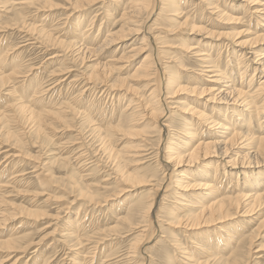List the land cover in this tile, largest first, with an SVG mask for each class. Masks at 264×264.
I'll use <instances>...</instances> for the list:
<instances>
[{
    "label": "rangeland",
    "instance_id": "obj_1",
    "mask_svg": "<svg viewBox=\"0 0 264 264\" xmlns=\"http://www.w3.org/2000/svg\"><path fill=\"white\" fill-rule=\"evenodd\" d=\"M190 1L187 4L182 3L180 0L166 2L168 5L178 8V10L174 14H169L172 13L171 11L165 13L162 19L156 21L157 23H153L156 18L151 21L147 14L145 15V22L142 27L150 26L149 31L152 38L153 36L157 38L146 42L144 39L145 32L143 34L140 30L136 35L119 41L118 46L114 45L111 51L101 52L97 50L94 52L89 50L90 52L83 58L74 50L77 47L71 48L69 46L71 42L81 40L83 31L87 30V33L89 32L92 36L91 39H94L93 42L89 41L86 45L95 49L99 47L107 35L119 33L123 28L125 34H129L130 29H133L134 26H127V24L125 26V22L119 20L125 9L129 8L130 0H97V2L82 11L85 20L79 26L76 25L75 20V16H77V11L73 6L75 0H52L50 7L40 9V11L37 9L40 6L30 9L25 8V10L20 11L19 6L16 7L10 5V3L0 4V74L8 75L16 67L20 73L18 77H15L16 81L14 78L12 83L9 82L6 85L0 83V112L11 115L9 122L4 123L3 121V124L0 122V182L3 184L11 183L8 187L3 188L6 200L5 204L0 205V211H4L7 220L0 218V241L5 242L11 238H22L21 244H19L22 248L14 252L8 251L9 249L4 245L0 246V264H75L74 260L78 253L80 255L79 259H76L78 260L76 261L77 264H182L178 260H184V263H188L184 259L187 253L194 255L195 261L199 260L200 262L198 264H225L223 261L216 260L214 252L226 257L229 250L235 248L237 240H242L244 236L248 240L249 235L254 234V232L259 235H255L256 240L252 243L253 246L247 258V264H264V226L262 228L258 227L260 221L264 219V210L260 209L255 216L244 215L243 211L240 210V214L230 220L219 222L215 219L212 225L197 228L198 231H193L195 230L193 229L188 231L189 234L183 233L182 230H185L183 225L185 224H179L180 221H178L177 215L172 211L166 215L163 211L166 206L172 208L175 200L181 204L191 203L192 210L178 215L184 217V214L196 211L200 206L215 198L230 195L227 191L229 187L231 189L246 190L254 186L253 178H264V166L255 169L233 165L234 160L238 164H242L249 158V156H245L249 151V141L241 139L235 141L226 157L223 155L211 156L209 159L201 161L202 164H198L196 167L190 165L181 167L180 171H184L183 173L191 178L189 181L185 180L191 182L192 188L190 190L177 189V182L179 181L177 176L180 173L176 169L173 172L175 174H173V178L177 180L176 183L162 182L165 169L170 168V163L168 164L165 160L167 158L165 155L170 152L168 142L172 141L173 144L177 145L178 143L182 146L185 145L182 140L184 142L189 141L184 133H178L181 141L176 139V135L174 136L177 130L184 128L182 126L185 119L190 122V126L185 130H190V127L197 129L196 133L198 135L192 139L194 143L197 139L198 143L199 138L211 139L217 132H222L221 129H216L214 126L207 124L198 127L202 120L194 110H191V112L184 109L178 111L176 108L173 109L174 114L169 121L172 128L174 127L173 130H170L171 132L167 130L159 133L154 128L156 118H148V112H144L143 108L146 109L147 107L146 102L150 93L148 84L150 83L151 86L159 85L160 77L158 75L161 77H165V75L172 76L175 73V63L182 64L187 69L184 72L180 71V76L185 79L183 83L184 93L180 95L181 100L187 101L188 104L205 111L207 115L213 116L217 123H224V119L227 120L225 124L230 126L232 130L259 134L258 129L260 128L256 122L249 125L251 116L244 112V108L243 110L240 108L235 109V116H239L241 120L238 117H235L234 120L231 109H226L222 103L217 104L216 112L210 106L214 104L207 102L209 104L208 108L196 104L197 102L204 104V99L192 89L194 87L199 88L202 85L188 82V80L193 77L195 79V76H198L195 72L200 69L201 63L199 58L194 56L189 55L183 58L187 54L182 51V46L188 44V39L191 37H200L191 33L192 22L185 23L186 13L191 10L187 15H195L201 20V22H195L196 25L207 27L206 31L211 30L213 32V35L206 34V36H213V39L204 37L206 42L214 45L213 47H204L205 50L212 49L206 53H212L213 59L216 60L215 62L221 70L226 69V64H229V68L233 67L234 69L235 66L231 62L238 63L237 61L240 59L238 54L242 50L236 45L237 42L233 43L235 35L242 31V36L238 40L249 41L252 39L256 30L259 31L264 28V13L256 14L251 11L250 6L255 0ZM161 2L164 3L163 0ZM160 6H162V3ZM21 13H25L24 22L17 21L22 18ZM109 14L113 15V18L109 19ZM229 15L240 17L242 20H233ZM249 17H252L251 21ZM257 19L259 20L257 21ZM258 22L263 24V27L258 26ZM24 24L28 28L21 29ZM101 25V32L99 33L98 30ZM33 27H38V30L42 29L48 34H53L55 38L64 43L57 46L52 45L45 40V37H41L37 32H34ZM218 37H223V39H217ZM222 42L223 45L229 46L227 50L226 48L222 49L219 45ZM163 46H166V48L164 49ZM134 47L135 49H141L137 57L122 63L110 62L113 64L114 62L118 63L116 64L117 67L123 68L115 70L106 82L101 84L99 81L96 83L97 81L90 82V80H87L98 63H105L111 59L118 60L125 54L133 55L136 52V50L132 52ZM228 54H230L229 57H227ZM232 54L233 56H231ZM147 56L152 57L151 70L154 75L151 80L142 77L140 72H136ZM173 57L174 64H165L171 61L170 58ZM250 57L251 54H248L247 62ZM250 59L253 60L249 62L248 70L245 73L244 82L246 83L253 77L254 73L253 67L255 64L253 61H255V58L251 57ZM164 64L167 67L166 70ZM169 65L172 67H169ZM160 67L162 68L161 75L157 72ZM163 68L165 71H163ZM64 69H67L65 73L69 72L67 75L60 72ZM162 71L165 72V75H162ZM77 76H81L79 77L80 80ZM233 76L240 82L241 79L236 71H233ZM262 76L260 74L259 78L254 79L255 82L257 81L253 85L254 87L258 85ZM86 77L88 78L86 79ZM204 79L206 80V78ZM107 81L109 84H106ZM37 84H39L38 87L44 88V93L35 96L36 94L33 93L37 88ZM14 85L15 88L17 87L15 91L12 88ZM114 85H116V90ZM110 86H114L113 89ZM163 96V99L158 97L161 104L164 103L163 100H166L165 94ZM20 102L39 113L44 110L55 112L63 108L60 114L61 118L58 120L51 117L47 118L40 134H38L34 129V123H23L17 113L12 110L14 105ZM175 106L173 105L171 108ZM134 115L136 117H133ZM236 120H240V122ZM243 120H246L244 121L246 127L244 130H240L239 123H242ZM120 121H128L135 125L130 131L127 130L126 132H122L123 130L116 131L113 128L107 130L108 125L115 126ZM96 129H99V131H95ZM7 131L12 135L11 139L7 138ZM138 148L142 150L146 148L143 155L150 154V158L144 156V161L141 160L142 158H136V155L133 154ZM6 151H9L8 154ZM110 153L119 155L120 158L115 160L111 157L114 160L112 161ZM138 160L142 162L140 163ZM125 173L127 175L129 173L138 174L137 177L143 180H154L156 187L162 183V187H159L162 191L159 194L157 193L156 206L152 209L153 212L151 211L146 217L142 215L141 211L134 212L132 222L136 225L132 227L129 226V222H118V219L126 216L128 210L141 199L142 195L145 196L150 192V195L153 196L152 194H156V192L154 189L152 191L149 184L144 185L145 183L144 186L129 187V182H125L120 177ZM207 173L213 178L215 175L217 176V181L214 183L215 190L211 191V195H209L210 191H202L197 188L201 181L198 175H206ZM73 180H79L78 183L81 186L90 188V192H93V195L95 194V200L81 196L80 192L73 189ZM165 185H168V188L165 189L167 190L165 196L168 197L164 200V206L163 204L160 205V201L164 196L163 191L165 190L163 188ZM121 189L124 191L122 194H118L117 192ZM180 194L182 200L179 197ZM170 195L172 199L169 198ZM100 198L101 201H99ZM147 198L143 199L142 202L149 203L153 197ZM26 208L30 209L35 215L39 214L40 216L19 213V211L26 210ZM260 214L262 216H260L259 221H251L252 217H257ZM187 217L182 219L183 223H185L184 220ZM148 224L150 230L147 227ZM145 225L147 228H145V232L141 233L143 228H140V226ZM112 227L117 228L112 231ZM258 229H261L260 233ZM194 232H198V235H195ZM248 232L250 233L248 234ZM173 234L177 237L174 238ZM137 240L139 241L137 243L138 248H134L131 245ZM173 242L179 245L181 252L176 250L177 248L173 246ZM200 245H206L214 251L212 253L214 256L199 250ZM27 246L28 248H26ZM247 247L245 250H247ZM173 258L177 260L175 262L171 261L170 259ZM196 263L193 262L192 264Z\"/></svg>",
    "mask_w": 264,
    "mask_h": 264
},
{
    "label": "bare ground",
    "instance_id": "obj_2",
    "mask_svg": "<svg viewBox=\"0 0 264 264\" xmlns=\"http://www.w3.org/2000/svg\"><path fill=\"white\" fill-rule=\"evenodd\" d=\"M163 1H164V3L161 2V0H130L129 8L125 9L124 13H122V15L120 17V20L118 19L119 21L125 22V26H126V24H127V26H134L133 29H130L129 34H125V29L123 28V29H121L119 31V33H114V34H112L110 36L107 35V36H105L106 37L105 40L99 45V47H97L95 49V48H90V47H88L86 45V43H88L89 41L93 42L94 39H91L92 36L89 34V32L87 33V30H85V31L82 32L81 40H79L78 42L74 41V43L71 42V44L69 46H71V48L77 47L74 50H76L78 52L77 54L81 58H83L88 52H90L89 50L94 51V52H96L97 50H99L101 52H103V51H111V50H113V46L114 45L118 46V42L119 41H122L123 39L124 40L128 39L131 36L136 35V33H139L140 30H142L141 33H143V34L145 32L144 39H145L146 42H148L149 40H151L153 38H157L156 36H153V38H152V36L150 34V31H149V29H151L150 26H143L142 27V24H144V22H145V17H146L145 15L146 14L150 18L151 21L153 20V18H156L153 23H157L156 21L162 19L163 15H165V13L171 11L172 13H169V14H174L175 12H177L178 8H176L174 6H170V5H168L166 3V2L169 3L170 0H163ZM180 1L182 3H184V4H187V3L191 2L190 0H180ZM95 2H97V0H75V3L73 4V6L75 7V9L77 11V14H76L77 16H75V20H76V25L77 26H79L81 24V22L83 20H85L83 18V12L82 11L85 10L86 7L91 6ZM8 3H10V5H14L16 7L19 6L20 7V11L22 9L25 10V8H29L30 9V8L36 7V6H40V8H37L40 11V9L50 7L51 6L50 4L52 3V0H2L0 2L1 5L2 4L5 5V4H8ZM161 3H162V6H160ZM74 7H73V10H74ZM250 7H251V11L253 13H256V14L257 13H259V14L264 13V1L255 0ZM27 11H28V9H27ZM190 11L191 10L187 11V13H190ZM22 13L20 14L22 18H19V20H17L19 22H21V21H23L25 19L24 18L25 13L24 14H22ZM187 13H186V16H185V23L188 24V23L192 22L193 25H192V32L191 33L196 35L197 37L200 36L199 38L191 37L190 39H188V44H185V45L182 46V51L186 52V54H187V55H184L183 58L188 57L189 55L190 56H194V57L199 58V61L201 63L200 69L195 72L196 75H198L200 77L195 76V79H193L194 78L193 77V78H191V80H188V82L198 83V84L203 86V87L201 86L199 88L198 87H194L192 89V91H196L197 94L204 99V101H203L204 104H202L200 102H197L196 104L200 105L203 108H206V107L208 108L209 107V104H207V102L210 103V104H214V105H210V106H212L211 108L216 112L217 104H219V103L221 104L222 103V104H224L226 109H231V112H233L232 113V118H234V120H235V117L240 118L239 116H235L236 115L235 109H239L240 108V109L243 110V108H244V112H246V114L251 116V118H250L251 120L249 122V125H251L252 122L253 123L256 122V124L258 126H260V128L258 129L259 130V132H258L259 134H252L251 132H248V131H236V129L232 130V128L230 126L225 124L227 120L224 119V123H221V122L217 123V121L214 120L213 116L207 115L205 113V111H201V110L197 109L196 107L192 106L191 104H188L187 101L181 100L180 95H182L184 93V91H183L184 90L183 89V87H184L183 83H184L185 79H183L182 76H180V71L184 72V71H187V69L185 68L184 65H182V64L178 65L177 63H175L174 66H176L177 70H176V68H174L175 73L172 76L168 77V75H165V72H163V71H165L167 69L165 64H167V65L168 64H174V62H173L174 57L170 58L171 61H169V62L164 64V66L166 68H165V70L163 68V71H162V73H163L162 75H165V77H161V76L158 75V74L161 75L160 71L162 70V68L160 67V68L157 69V72H158L157 75H158V77H160V80L158 82L159 85H157V86H153L152 85L153 86L152 87L150 83L148 84L150 86V89H149L150 93L148 94V101L146 102L147 107H146V109H145V107H143V108H144V112L145 111L148 112L147 113V115L149 116L148 118H150V117L151 118L152 117L156 118V120H155L156 124H155L154 128L157 129L159 131V133H163V132H165L167 130L168 131L173 130L174 127L172 128V124L169 123V121H170V117L173 116V114H174V110L173 109L176 108V110H178V111H181L182 109H184L185 111H190L191 112V110H194L196 115H198L199 118L202 120L198 124V127L201 126V125L207 124V125L214 126L216 129H221L222 130V132L221 131L217 132L216 135L213 138H211V139L199 138V142L197 143V141H198V139H197L196 142L194 143L192 141V139L197 137V135H198L196 133L197 129H195L193 127H190V130L189 129L185 130V128H188V126H190V122L185 119V121L183 122V126H182L184 128H180L179 131L177 130V132L174 133V136L176 135V137H177L176 139L180 140L178 133H184V136L189 141H185L184 142L182 140V142L185 144V145H182V146L179 145L178 143H177V145L175 143L173 144L172 141L168 142V146H169V149H170L169 151L170 152H168L167 155H165V156H167V158L165 160H167L168 164L170 163L169 164L170 168H166L165 169V171L163 173V175H164L163 177L164 178L161 177L162 178V182H168V183L169 182L170 183L174 182V183H176L177 180H174V178H173L174 175H175L173 172H175V169H176L181 174V175L179 174L177 176L178 179H179V181L177 182V185H178L177 189L178 190L182 189L183 191L184 190L186 191L188 189L190 190L192 188V186H191V182H186L185 181L186 179L189 181V180H191V178H189V176H186L183 173L184 171H180L181 167H184L185 165L186 166L190 165L192 167H196V165L198 166V164H202L201 161H205V160L209 159L211 156L223 155L224 157H226V154L228 153L230 147L235 143L236 140L238 141V140H241V139L242 140L247 139L249 141L248 145H250V147H249L248 153L245 154V156H249L248 160L246 162H243L242 164H240V163L238 164V162H236V160H234L235 162L233 163V165L235 167H246V168L251 167V168L258 169V168L264 166V125H263L264 124V28H262L259 31L256 30V33L254 34V37L252 39H250L249 41H240V40H238L242 36V31L238 32L235 35V38H234L235 42L233 41V43L237 42L236 45L239 46L240 48H242V50L238 54L240 59L237 61L238 63L234 64V61L231 62V64L235 66L234 69H233V67L229 68L230 67L229 64H226V69L223 71V70L220 69L218 64L215 62L216 60L213 59L212 53L211 52L210 53H206V52L211 51L212 49L211 48H210L211 50H205L204 49V47H213L214 46L212 43L206 42L205 38H204V37H206V38H209V39H213V36H206V34L213 35V32H211V30L206 31L207 27H198L196 25L197 23H195V22H199V21L201 22V20H199V18L196 17L195 15L191 16V15H187ZM223 13H224V11H223ZM108 16H109V19L113 18V15L109 14ZM229 17L232 18L233 20H238V21L242 20L240 17L239 18L238 17H232L231 15H229ZM251 18L252 17H249L250 21H251ZM258 20L259 19H257V21ZM258 26L263 27V24H260L258 22ZM26 27L28 28V26H26L24 24L21 27V29H26ZM101 27H102V25L99 27V30H98L99 33L101 32ZM38 29H39L38 27H33L32 30L34 32H37L39 35H41V37H45V40L48 41L49 43H51L52 45L57 46L58 44L64 43L61 40H59L58 38H55L53 36V34L51 35V34L46 33L42 29L41 30H38ZM51 32H54V31H51ZM204 32H206V33H204ZM32 37H33V35H32ZM217 39H223V37H218ZM37 42H38V40H37ZM219 45L222 47V49L226 48V50L229 47L228 45H223V42L220 43ZM167 47H169V46H167ZM163 48L165 49L166 46H163ZM135 50H136V52L133 55H126L125 54L124 56L120 57L118 60H112L111 59V60H109L108 62H105V63H98L97 66L94 67L92 73H90V75L88 76L89 78L86 77V79L88 78L87 80H90V82L93 81V80L97 81L96 83H98V81H99V82H101V84L103 82H106V80L112 75V73L115 70H117L118 68H123V67H117L118 65H116V64H118V63L114 62V64H113V63H110V62L111 61H117V62H121L122 63V62L130 60V59H132L134 57H137L138 54L140 53L141 49H138V48L135 49V47H134L132 52L135 51ZM7 52H9V51H7ZM163 52H165V51H163ZM248 54H251V57L255 58V61H253L255 66L253 67V70H254L253 77L248 81V83H246V82H244L245 73L248 70L249 62L253 60V59L251 60L250 59L251 57H250V58H248L249 61L247 62V55ZM229 55L230 54H228L227 57H229ZM231 56H233V54ZM15 57L17 58L18 56H15ZM24 57H25V55H24ZM151 58L152 57L149 58L148 56L145 57L144 61L142 62V64L136 70L137 73L140 72L141 76L144 77V78H147L148 80H151L153 75H154V73L151 70L152 69L151 68V66H152ZM228 63H229V61H228ZM169 67H172V66L169 65ZM16 69H17V67H16ZM16 69L13 72H11L10 74H8V75H3V74L1 75L0 74V83L2 85H6L9 82L12 83L13 79L15 77H18L19 74H20L18 72V69L17 70ZM65 71H67V69L61 70L60 72H63V74L67 75L69 72L65 73ZM233 71H236V74L241 79L240 82H238L237 78H235V76H233ZM59 74H61V73H59ZM166 74H167V72H166ZM260 74L263 75L262 79L261 80L257 79V80H259V83H258V85H256L254 87L253 85L255 83H257V81L255 82L254 79L255 78H259ZM77 77L79 78L81 76H77ZM204 78H206V80ZM101 79H102V81H101ZM14 80L16 81L17 79L15 78ZM79 80H80V78H79ZM76 81H78V80L76 79ZM71 82H73V81L71 80ZM106 84H109V82L106 83ZM90 85H92V84H90ZM38 86H39V84H37V88H36L35 92L33 93L34 95L36 94L35 96L42 95V93H44V88H41V87H38ZM71 86H73V85H71ZM99 86H100V84H99ZM114 86L113 87L115 89L116 85H114ZM159 86H160V88H159ZM19 87H23V86H19ZM110 87H112V86H110ZM113 87H112V89H113ZM12 88H13V91H15V89L17 87L15 88V85H14ZM50 90H52V89H50ZM164 94L166 96V100H163L164 103L161 104V102H160L161 100H158V97H160V98L162 97V99H163V97H164L163 95ZM136 103H138V102L136 101ZM173 105H176V106L171 108ZM138 106H139V104H138ZM135 107H136V105H135ZM30 108L31 107H29L28 105H25L24 103L20 102V103L14 105V108L12 110H14L17 113V115L21 118L23 123H26V124L27 123H31V124L34 123V129H35L36 133H38V134H40L41 128L43 127V124L47 120V118L51 117V118H55L56 120L60 119L61 118L60 114L62 113L61 110L63 109V108L62 109L60 108L61 110H57L56 109L57 111H55V112H53V111L52 112H48V111L44 110L41 113H39V112H37L35 110H32ZM127 108H129V106H127ZM128 110H130V109H128ZM138 110H141V109H138ZM10 116L11 115L5 114L4 112H2V113L0 112V122H2V124H3V121H4V123L5 122H9L11 120ZM133 117H136V116L134 115ZM217 117L219 119H221L219 116H217ZM240 120H241V118H240ZM240 120H236V121L240 122ZM244 121H246V120H243L242 123H239L240 124V130H244V128L246 127V124H245ZM222 122H223V120H222ZM134 125L135 124H132L131 122H128V121H124V122L120 121L115 126L108 125L109 127L107 128V130H110L111 128H113L116 131H122L123 130L122 132H126L127 130L130 131V129L133 128ZM99 129H96L95 131H97V130L99 131ZM170 132H169V134H170ZM6 135H7L8 139L12 138V135H10L9 131H7ZM170 139H173V138H170ZM206 140H208V141H206ZM104 143H106V142H104ZM173 145H175V146H173ZM146 148H144V149H146ZM144 149L142 150L141 148H138L135 151V154H133V155H136L135 156L136 158L137 157L140 158V159L142 158L141 160L144 161L143 160L144 156H147V158L150 156V154H147V153H146L147 155H143L144 152H146ZM154 151H156V150H154ZM8 152L9 151H6L7 154H8ZM85 152H84V154H86ZM110 155H111L110 158L113 157V159H115V160H118L120 158L119 155H113L111 153H110ZM151 155H153V154H151ZM76 159H78V158H76ZM113 159H112V161H114ZM138 162H140V160H138ZM156 165H157V163H156ZM86 166H88V165H86ZM162 166H164V165H162ZM208 167H210V166H208ZM137 175L130 174V173L127 175L125 173V174H123L120 177H122V179L125 182H129V184H130L129 187H136L137 185L144 186V185L149 184V186L152 187V191L155 190L156 194L153 193L152 194L153 196H151L150 192H149L145 196L142 195L141 199L138 202H136V204L130 210H128L126 216L118 219V222L119 221H125V223L129 222V226H131V227L136 225L134 222H132L133 213L141 211L143 213L142 215L144 217L148 216L151 213L152 209L156 206L155 201H156L157 195L160 193V191H162L161 188H159V187H162V183L158 184V187H156L154 180H150V179L146 180L145 178H144L145 180H143L142 178L139 179V177H137ZM16 177H18V176H16ZM16 177H14V178L17 180ZM82 178H83V176H82ZM198 178L201 181L198 184L197 188L201 189L202 191H210L209 195H211V191L215 190V184L214 183L217 181V176L215 175L214 178H213V176H211L209 173H207L206 175H203V174L198 175ZM253 179H254V186H252L251 188H247L246 189L243 186V188H245L246 190L242 189L243 190L242 191V190H239L238 188L237 189L236 188L231 189V187H229L227 191H229L228 194H230V195H228L226 197H222V198H215L214 200L209 201L207 204H203L202 206H200V208H198L196 211L191 212L189 214H187V213L184 214L183 215L184 217L188 216L186 218V220H184L185 223L182 222V219H184V217H182V216L180 217L178 215L180 213H185L186 211L189 212V210H192L191 208L193 206H192L191 203H185V204L183 203V204H181L180 202L175 200L174 204L172 205V208H170V206H166L164 208V210H163L164 214L168 215L172 211L175 215H177V219H178V221H180L179 224H185V225H183V228L185 230H182L183 233H185V234H187L188 231H192L193 229H195L193 231H198L197 228H201V227L203 228V227L212 225V223H213V221L215 219L219 220V222L225 221L227 219L230 220V219L234 218L236 215L240 214L239 213L240 210L243 211L244 215H249V216L250 215H254L255 216L256 213L258 211H260V209L264 210V178L261 179V178L258 177V178H253ZM73 181H72L73 182L72 185H74L73 189H76V191L80 192L81 196H84V197L86 196L87 198H89V199H91L93 201L95 200V197H94L95 194L93 195L92 194L93 192H90V188L88 189L87 187L81 186L80 183H78L79 180H77V181L73 180ZM185 183H187V184H185ZM9 184H11V183L3 184L2 182H0V194H1L0 205L1 204H5V200L6 199H5V194L3 193V188L8 187ZM124 187H125V185H124ZM166 188H168V185H165L163 189L165 190ZM123 191L124 190L121 189L117 193L118 194H122ZM143 191H145V190H143ZM166 191L167 190L163 191L164 196L161 198L160 205L163 204L165 206L164 200L166 199V197H168V196H165ZM167 194H168V192H167ZM174 194H176V193H174ZM96 195H99V194H96ZM146 197H148V198L153 197V198H152V200H150L149 203L142 202L143 199H146ZM179 197L182 200V195L181 194L179 195ZM169 198L172 199L171 195H170ZM99 201H101V198H100ZM99 201H95V202H99ZM90 202H92V201H90ZM99 204H101V203H99ZM179 205H181V207H179ZM194 208H196V207L194 206ZM20 212H21V214L24 213V214H27L29 216H40L39 214L35 215V213H32L30 211V209H27V208H26V210L19 211V213ZM243 214H241V215H243ZM260 216H262V215L260 214L257 217H252L251 221H254V220H258L259 221ZM12 217H13V215H12ZM263 217H264V215H263ZM0 218H2V220H7V217H5L4 211H2V210L0 211ZM143 218H142V220H143ZM143 221H142V224H143ZM148 222H150V221L148 220ZM146 225L145 226H140V228H143V230L141 229V233L145 232L144 231V230H146L145 228L148 227V229H149V224H148L147 227H146ZM263 226H264V219H262V221H260L258 227L262 228ZM116 228H113L112 231L116 230ZM137 229H139V228H137ZM258 230H259V233H260L261 229H258ZM106 232H108V231H106ZM194 233H196L195 235H198V232H194ZM249 233L250 232H248V234ZM256 234L257 233L254 232V234L253 233L251 234L252 236L249 235V237L250 236L251 237L250 238L248 237V240L245 239V236L243 237L242 240H237L235 248H231L229 250L228 256H226V257L220 256L219 253H215L210 248L206 247V245H200L198 248H199V250H202L204 253H207L210 256H214V254H215L216 256H214V257L216 258V260L223 261V262H225V264H247L248 263V259L247 258L249 257V253L252 250V246H253L252 243L256 240V236H255ZM257 235H259V234H257ZM173 236H174V238L177 237V236H175V234H173ZM138 237H139V235H138ZM140 237H143V236H140ZM21 239L22 238H14V239L11 238L10 240H7L5 242L4 241H0V246L4 245L6 248L9 249L8 251L14 252L15 250H18V249L22 248V246H19V244H21V242H20ZM75 239H77V238H75ZM138 242H139L138 240L135 243L133 242L134 245L132 243L131 246H133L134 248H138L137 247L138 246L137 245ZM31 243H33V242H31ZM247 245H248V247H247ZM173 246H175L177 248L176 250H178V252L181 250L177 243L173 242ZM246 247H247V250H245ZM26 248H28V246ZM129 250H131V249H129ZM133 250H135V249H133ZM213 252H214V254H212ZM181 254H183V253H181ZM79 255H80V253L77 254L76 258L74 257L75 258V260H74L75 264H77L76 261H78V260H76V259H79ZM14 256H15V254H14ZM83 256H85V255H83ZM17 257H19V256H17ZM184 257H185L184 259L187 260L188 263H184L185 262L184 260L183 261H181V260L179 261L178 260V262H181L182 264H192L193 262H197L196 264H198V262H199V260L195 261L194 255H192L191 253H187ZM85 258H87V257H85ZM170 260L175 262V260H177V259L173 258V259H170Z\"/></svg>",
    "mask_w": 264,
    "mask_h": 264
}]
</instances>
